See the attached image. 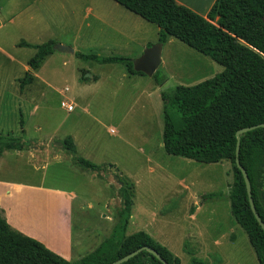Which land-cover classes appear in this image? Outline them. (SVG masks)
I'll use <instances>...</instances> for the list:
<instances>
[{
  "label": "rangeland",
  "instance_id": "374dc122",
  "mask_svg": "<svg viewBox=\"0 0 264 264\" xmlns=\"http://www.w3.org/2000/svg\"><path fill=\"white\" fill-rule=\"evenodd\" d=\"M30 1L0 0V6L10 15L13 8L23 11ZM113 3L116 19L133 22L128 26L132 31L130 46L121 57L134 60L147 48L145 43L149 47L157 43L158 26ZM19 21L14 31L7 24L0 32L5 47V53H0V134L25 145L23 152L6 151L0 162V179L33 185L20 195L28 197L17 215L24 220H16L18 227L36 235L66 260L78 263L111 235L123 206V184H133L131 218L124 236L147 232L179 257L181 264H194V258L207 264L206 258L190 254L195 244L192 233L203 234L210 211L216 209L213 224L217 220V227L222 228L219 232L226 235L221 239L226 251L223 264H258L247 233L231 214L233 165L224 160L199 163L167 154L163 148L162 93L172 94L177 86L212 79L224 67L172 38L163 44L162 64L152 77L124 76L126 66L122 63H98L57 53L43 62L34 72L38 76L34 83L21 91L19 80L26 77L36 49L15 47V42L29 37L28 32L20 34L18 24L23 21ZM107 33L89 36L86 32L77 43L102 46L93 49L100 57H109L114 52L107 51ZM62 39L68 43V36ZM46 42L47 38L41 37L31 43ZM5 56L15 62H8ZM91 75H98L99 82ZM64 103L74 105L75 111H68ZM70 136L75 139L77 154L64 148L63 142ZM75 158L89 160L100 169L77 165ZM183 192L196 197L183 198L179 195ZM213 192H217V200L207 197ZM68 201L72 206L69 211L65 209ZM194 201L203 211L192 224L183 210L186 202Z\"/></svg>",
  "mask_w": 264,
  "mask_h": 264
},
{
  "label": "trees",
  "instance_id": "16d2710c",
  "mask_svg": "<svg viewBox=\"0 0 264 264\" xmlns=\"http://www.w3.org/2000/svg\"><path fill=\"white\" fill-rule=\"evenodd\" d=\"M113 1L157 25L159 43L165 44L169 38L178 39L224 67V71L212 79L194 86H177L172 94L162 93L163 148L167 154L199 163L214 164L224 160L233 165L234 180L229 192L231 213L247 233L258 264H264V230L251 209L246 182L236 163L237 132L264 124V0H217L207 16L176 0ZM55 45L53 40L40 45L19 44L36 49L29 60L31 70L41 67L55 52ZM75 55L86 61L122 63L131 74L144 75L134 70L133 60L128 57H100L81 52ZM32 81L33 75L27 73L21 80V89ZM0 145V157L4 151L25 148L22 142L1 134ZM63 145L69 153H77L72 137L66 138ZM239 160L250 177L253 200L264 222V127L241 136ZM75 162L87 169H100L84 158H75ZM122 189L123 206L118 223L111 235L80 262L66 260L0 217V264H111L146 246L156 250L168 264H181L179 257L147 232L123 235L131 218L133 195L130 192L134 185L124 183ZM123 264L163 263L143 250Z\"/></svg>",
  "mask_w": 264,
  "mask_h": 264
},
{
  "label": "crops",
  "instance_id": "0c3cea01",
  "mask_svg": "<svg viewBox=\"0 0 264 264\" xmlns=\"http://www.w3.org/2000/svg\"><path fill=\"white\" fill-rule=\"evenodd\" d=\"M110 1L111 0H33V1H30V3L27 5L28 7L24 8L23 11H21V8L17 10H14L13 8V11L11 12L10 15H7L8 11H6L5 7L0 6V32L3 29H5L7 24L11 25L14 31V29L16 28L15 27L16 22L20 20V21H23L20 23V26L18 24V30L20 31V34H27L28 32L27 35L29 37L26 39L24 37L23 39H20L19 41L15 42L14 43L15 47L28 48L24 46H19V44L21 42H27L29 44H32L31 42L33 38L38 39V38L44 37V38H47V42L50 40H53L56 42V44H62L65 46L73 47L75 50V53L81 52L84 54H96L98 56H101L100 55L101 53H97V50L95 49L100 48L101 50L103 49L102 46H99V47L97 46L95 47V45L87 46L85 44H78L77 42L79 39L83 37V33L87 32L90 36V35L98 34L100 32L104 33L108 31L107 34L109 38L108 39L109 46L107 48V51L114 52V53H111L112 55H109V57L111 56L121 57L122 56L121 54H125L124 51L127 50L130 46L129 45L131 41L130 35H132L131 33L132 31L130 32V29L128 26L132 24L133 22L131 19H125V18L116 19L114 16L115 4L113 3L115 1L113 0H112L113 2H110ZM216 1L217 0H176L178 4L184 5L192 9L193 11L200 14L201 16H207ZM159 32H160V29L158 27V35H159ZM62 36L63 37L68 36V43L67 41H64V39H62L63 38ZM1 38H2V35H0V53L3 55V53H5V47L2 43L3 41ZM171 39L172 38H169L167 43H169ZM70 40H73V41H70ZM69 41L73 43H69ZM158 41H159V38H158ZM158 41L156 42L159 43ZM146 44L147 43H145L144 46L149 47V45H146ZM165 45L163 48H165ZM57 53H64V52L55 50V52L51 54L50 56H48L46 59L50 57H55ZM117 54H120V55H117ZM140 56L141 54L138 55L136 58ZM6 58H7V61L10 63H12V61L15 62V59L13 58H10V57H6ZM28 70L29 71L27 73H30L33 75V81L30 83V84H33L35 77H38L37 75L34 74L36 70H31L30 66ZM127 75L146 76L145 74L144 75L131 74L126 67V72L124 76H127ZM87 77H90V76L87 75ZM91 77H92V80L95 81V83L99 82L100 80L99 79L100 77L98 75H91ZM19 83L21 86V79L19 80ZM30 84H27V85H30ZM20 90L23 91L21 87H20ZM73 102L74 101H72V103ZM73 111H75V109ZM20 115L23 118L22 112H20ZM20 120H23V119H20ZM22 132L25 134V129L23 125H22ZM73 140L75 142L74 138ZM14 151L23 152V150L22 151L14 150ZM5 153L6 151H4L3 155L0 157V162ZM77 153H78V148H77ZM54 156L56 158L58 157L57 154L56 155L54 154ZM179 186L184 191L189 190L187 186H182V185H179ZM32 187L33 185H31L30 183H25V182L14 183L10 180L0 179V217L5 219L11 226L17 229H20L21 232H24L27 236H30L38 240L42 244H45L36 235L30 232H27L23 230L22 228L18 227V224L20 223L16 222V220L20 219V217L17 218V215H19L18 214L19 211H21L23 208L22 201L25 202L28 197L27 194H25L24 198H22V196L20 195L24 189L31 190ZM227 187L228 186L225 183V188ZM211 194H214L212 196L213 197L212 200L218 199L217 192H213ZM67 195L73 197L72 194L71 195L67 194ZM179 195H181V197L183 198L185 197L190 198V196L191 197L193 196L191 193H188V192H183ZM193 197H196V196L194 195ZM69 200L72 202V198ZM184 207L185 208L183 210V214H185V216L186 215L189 216V219H188L189 223H192V224L197 223L199 221V216L203 211L202 206L199 204V202L197 201H194L193 203L186 202ZM70 208H72V206L70 202L68 201L65 209L69 211ZM210 212H211V216L209 213L208 223L207 225H205L204 228H202L204 233L203 234L199 232L195 234L192 233L193 242L195 244L193 246V251H191L190 254L193 256L199 255L202 258H206L207 264H223V261L225 262L226 260V254H225L226 251L224 253L223 250L225 248H223V241L221 239L223 237H226V235H224L225 233L223 232L222 233L219 232L222 230V228L220 230L217 227L216 225L217 220L215 224H213L214 219L212 218H214L216 214V209H212V211ZM67 216H71L69 212ZM20 220L21 222H24L23 219H20ZM68 221L70 224L71 223L70 218ZM199 231H201V228L199 229ZM232 238H234V236H232ZM194 260L198 261L197 258H194Z\"/></svg>",
  "mask_w": 264,
  "mask_h": 264
},
{
  "label": "water",
  "instance_id": "95a60500",
  "mask_svg": "<svg viewBox=\"0 0 264 264\" xmlns=\"http://www.w3.org/2000/svg\"><path fill=\"white\" fill-rule=\"evenodd\" d=\"M54 49L61 51V52H64V53L75 54V50L73 48H71L70 46L62 45V44H56L54 46ZM162 52H163V44L162 43H157V44H154L150 47H147L140 57L133 60L134 70L138 73H143L149 77L154 76L162 64ZM262 127H264V124H259V125H255L252 127L243 128L237 132V134H236V136H237V150H236L237 159H236V163H237V167L241 170L243 177H244V180L246 182L247 191H248V195H249V201L251 204V209H252L256 219L261 224V226L264 230V222L261 219V217L257 211L256 205L254 203V200H253L252 184H251L250 177H249L246 169L241 165L240 160H239L241 136L247 132H250L254 129L262 128ZM116 179H118V177H116ZM143 250H147L150 253H152L153 255H155L160 261H162L163 264H168L167 261H165L156 250H154L153 248L148 247V246L142 247V248L128 254L127 256H125V257H123V258H121V259H119V260H117L111 264H123V263L129 261L131 258L138 255Z\"/></svg>",
  "mask_w": 264,
  "mask_h": 264
},
{
  "label": "built area",
  "instance_id": "2783aa9c",
  "mask_svg": "<svg viewBox=\"0 0 264 264\" xmlns=\"http://www.w3.org/2000/svg\"><path fill=\"white\" fill-rule=\"evenodd\" d=\"M68 111H73L75 109L74 105H67V103H64Z\"/></svg>",
  "mask_w": 264,
  "mask_h": 264
}]
</instances>
